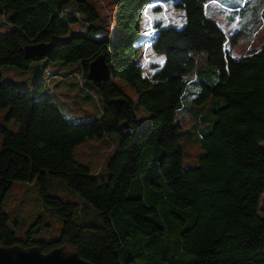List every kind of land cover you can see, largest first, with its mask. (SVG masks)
Instances as JSON below:
<instances>
[{
	"label": "trees",
	"instance_id": "trees-1",
	"mask_svg": "<svg viewBox=\"0 0 264 264\" xmlns=\"http://www.w3.org/2000/svg\"><path fill=\"white\" fill-rule=\"evenodd\" d=\"M208 1L177 0L181 27L155 22L151 35L137 44L145 9L155 13L153 6L164 0H118L111 32L98 25V12L89 0H0V25L11 29L0 38V67L27 70L41 60L24 54V46L35 44L52 45L43 60L78 66L45 70L37 84L27 87L4 81L0 74V109H8L7 119L18 124L16 132L0 126V247H36L43 254L69 249L90 264H264V217L259 215L264 42L256 52L232 58L230 49L238 37L231 39L207 12L224 14L233 23L243 20L250 5L243 0L225 7L215 0L216 6L205 7ZM75 26L84 32L75 34ZM102 31L106 39H93ZM147 46L163 58L152 76L145 74L140 60ZM198 54L205 58L209 81L200 80ZM98 56L110 75L94 84L104 103V109L98 104L100 119L70 123L54 101L73 108L52 86L55 79L47 83L46 73L59 72L63 79L56 83L75 82L67 79L72 73L89 79V63ZM114 79L133 88L137 106L148 114L144 123ZM83 80V86L77 85L95 97ZM189 86L198 87L196 123L184 131L178 120ZM121 97L128 107L116 113L109 102ZM122 122L135 134L123 135ZM109 133L118 134L119 149L107 163V180L99 182L96 178L103 174H91L73 159V151L87 139ZM192 138L203 154L196 167L185 169L180 139ZM48 177L62 180L85 206L49 195ZM15 182L38 185L42 204L62 221L58 240L33 238L43 226L41 214L23 238L16 237L3 210Z\"/></svg>",
	"mask_w": 264,
	"mask_h": 264
},
{
	"label": "rangeland",
	"instance_id": "rangeland-1",
	"mask_svg": "<svg viewBox=\"0 0 264 264\" xmlns=\"http://www.w3.org/2000/svg\"><path fill=\"white\" fill-rule=\"evenodd\" d=\"M118 0H89L99 15L98 25L104 27L106 30H112V27H116V3ZM163 3L155 4L153 7L157 8L155 13L147 7L144 11L141 20L140 36L137 44L144 41L151 35L150 32L154 29L155 22H162V25L170 24L180 28L183 11H180L175 7L177 0H164ZM215 1V0H209ZM222 6L229 7L238 5L243 0H217ZM247 4L250 5V9L245 10L243 13V20H236L235 22H228L224 14L214 15L213 11L207 12V14L215 19V21L225 30V33L232 39L236 34L237 43L234 48L230 49L232 58H240L247 56L253 52H256L261 44L264 42V0H247ZM216 1L214 6H216ZM252 5V6H251ZM152 7V8H153ZM258 8L257 11H252L253 8ZM222 8L219 7V10ZM247 26V32L241 33L242 26ZM79 26L73 27V30L79 31ZM11 29H8L4 25H0V38L8 34ZM158 57L157 54L151 51L147 46L140 53V60L144 66L145 74L152 76L154 69L160 66L163 59ZM77 64H66L62 62H49L47 60L33 61L29 68L25 71L19 70L13 66L0 67V74L4 81H9L22 86L35 85L39 82L41 74L48 69L63 71H71L77 69ZM52 72H47V76H51ZM78 76L79 73H77ZM79 78V77H78ZM78 78H69L72 83L62 82L56 83L55 79L52 86L58 91L59 94L69 103L67 106H72L73 110L68 109L65 105L54 101L55 105L60 109L63 117L70 123H85L92 122L100 119L99 106L104 109V103L101 100L100 95L97 92L96 86L89 80L84 79V86L94 93L95 97L87 94L79 86L80 80ZM53 81V80H52ZM116 86L120 89L123 95L129 99L133 104L135 112L138 114L144 123L147 120L148 114L137 106V95L132 87L120 79L113 80ZM77 82V83H76ZM56 83V84H55ZM79 86H78V85ZM66 91L67 94H64ZM98 99V103L96 101ZM68 109V110H67ZM8 109H0V126L6 127L12 132H16L18 124L13 119H7ZM182 130H188L191 128V124L185 122L182 118L178 120ZM140 128L143 124L139 125ZM119 136L116 133H109L102 139H87L84 143L78 145L73 151V159L80 164L87 166L90 169L91 174L99 175L103 174L96 179L99 182L106 181L107 177V163L109 159L119 149ZM180 144L183 149V167L185 169L194 168L198 165L199 158L203 154L201 146L197 144H184V141L180 139ZM261 149L264 152V141L261 143ZM0 151H1V136H0ZM47 192L49 195L59 197L64 202L75 203L81 206H85L83 199L75 192L70 191L66 184L60 180L48 177ZM3 210L8 215V225L15 231L17 238H23L27 230L28 225L35 220L41 214V230L38 234L34 235L35 240H58L61 237L62 221L57 217L55 211L42 204L40 198V189L38 185L28 184L24 182H15L11 189L6 194L3 202ZM187 212L189 210H186ZM259 215L264 217V192L260 198L259 203ZM16 223V224H15ZM19 226V227H18ZM172 237V244L175 242V234ZM67 254L71 253V250L67 249ZM137 261H141L137 259Z\"/></svg>",
	"mask_w": 264,
	"mask_h": 264
},
{
	"label": "water",
	"instance_id": "water-1",
	"mask_svg": "<svg viewBox=\"0 0 264 264\" xmlns=\"http://www.w3.org/2000/svg\"><path fill=\"white\" fill-rule=\"evenodd\" d=\"M106 32H98L93 36L96 41L106 39ZM52 49L51 44L26 45L23 48L24 54L30 59H42L46 57ZM89 80L98 86L101 82L110 78L108 67L102 56H98L89 63ZM110 105L116 113L124 111L128 107V101L125 97L110 100ZM120 132L134 135L135 131L127 123L122 122L119 125ZM0 264H90L82 259L76 253L67 254L61 249H54L46 254L40 252L36 247L24 249L20 246L10 248L0 247Z\"/></svg>",
	"mask_w": 264,
	"mask_h": 264
},
{
	"label": "crops",
	"instance_id": "crops-1",
	"mask_svg": "<svg viewBox=\"0 0 264 264\" xmlns=\"http://www.w3.org/2000/svg\"><path fill=\"white\" fill-rule=\"evenodd\" d=\"M182 21H183V18H182ZM181 24H182V22H181ZM158 57L163 59L162 56H160V55H158ZM204 59L205 58H204V56L202 54H198L196 56V69L199 70V71H203V75H200V80L209 81V77H208L209 74H208V70H206L205 60ZM197 91H198V87L189 86L187 88V90H186V95L184 96V99H183V101H184V103L186 105V109L181 112V117H182V119L185 122L190 123L191 127H193L195 125V123H196L195 108H194V105H193V100L196 97L195 94H196ZM62 92H64V94H67L66 91H62ZM208 118H206V120H208ZM189 143L197 144V142H195V138H192L191 141L184 142V144H189Z\"/></svg>",
	"mask_w": 264,
	"mask_h": 264
},
{
	"label": "built area",
	"instance_id": "built-area-1",
	"mask_svg": "<svg viewBox=\"0 0 264 264\" xmlns=\"http://www.w3.org/2000/svg\"><path fill=\"white\" fill-rule=\"evenodd\" d=\"M214 3H215V1H208V2H206L205 7L207 5H212ZM156 4H158V3H156ZM75 16L77 18H79V14L78 13H75ZM81 32H83L82 29H80L79 31H75L74 30V33L75 34L81 33ZM69 78H78V75H77V73H72V74H70V75L67 76V79H69ZM52 79H63V77H62V75L59 72L58 73H55V74L53 73L51 76H47V83H49ZM50 92H52V89H50Z\"/></svg>",
	"mask_w": 264,
	"mask_h": 264
},
{
	"label": "bare ground",
	"instance_id": "bare-ground-1",
	"mask_svg": "<svg viewBox=\"0 0 264 264\" xmlns=\"http://www.w3.org/2000/svg\"><path fill=\"white\" fill-rule=\"evenodd\" d=\"M157 3H158V2H157ZM150 6H151V4H150ZM67 9H68V8H67ZM74 18H75V17H74ZM83 32H84V31H83ZM79 75H80V76H78V77H79L78 79H81V80H80V84H81V86H83V85H82V80H83L82 77H83V76H82L81 74H79Z\"/></svg>",
	"mask_w": 264,
	"mask_h": 264
}]
</instances>
